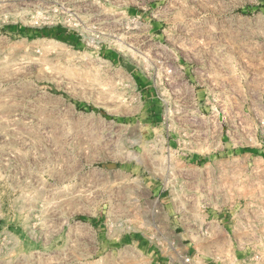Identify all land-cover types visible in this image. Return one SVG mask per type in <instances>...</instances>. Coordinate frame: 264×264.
<instances>
[{
  "label": "rangeland",
  "instance_id": "rangeland-1",
  "mask_svg": "<svg viewBox=\"0 0 264 264\" xmlns=\"http://www.w3.org/2000/svg\"><path fill=\"white\" fill-rule=\"evenodd\" d=\"M186 195L207 233L170 232ZM165 239L264 264V0H0V264H171Z\"/></svg>",
  "mask_w": 264,
  "mask_h": 264
},
{
  "label": "built area",
  "instance_id": "built-area-1",
  "mask_svg": "<svg viewBox=\"0 0 264 264\" xmlns=\"http://www.w3.org/2000/svg\"><path fill=\"white\" fill-rule=\"evenodd\" d=\"M201 192L203 194H209L207 197H202V200H213L214 202H220L221 199L223 198V194L221 193L219 190H216V188L214 187L213 189L210 188L209 190L206 189V187H202ZM168 194H170V192L168 191ZM192 197H187L184 196L178 203H173L172 207V212L168 213L167 212V216L166 218H169V221L171 220H175L177 221V225H174L175 227L171 230V233H176L177 234V230H181V231H188V232H195L196 234H205L208 232V230L210 229L209 224L206 225H200L195 223V220L199 219V214L198 212H194L193 208L190 207L189 202L192 201L191 199ZM203 211V210H202ZM201 216V215H200ZM187 217H193L191 218L193 221V224L189 229H187L186 227H184V224L182 222V220L186 219ZM174 221V223H175ZM173 223V224H174ZM191 223V222H190ZM189 223V224H190ZM171 235V234H169ZM167 239H165L166 241ZM166 245H167V251H171L175 253V259L171 261V264H193L190 260V258L182 253L183 250V246L181 245H177L175 243H173V241L170 239H168V241H166ZM175 261V262H174Z\"/></svg>",
  "mask_w": 264,
  "mask_h": 264
},
{
  "label": "bare ground",
  "instance_id": "bare-ground-1",
  "mask_svg": "<svg viewBox=\"0 0 264 264\" xmlns=\"http://www.w3.org/2000/svg\"><path fill=\"white\" fill-rule=\"evenodd\" d=\"M44 2V1H43Z\"/></svg>",
  "mask_w": 264,
  "mask_h": 264
}]
</instances>
